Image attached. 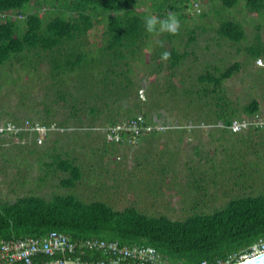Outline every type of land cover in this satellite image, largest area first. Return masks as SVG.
Wrapping results in <instances>:
<instances>
[{"label":"rangeland","instance_id":"374dc122","mask_svg":"<svg viewBox=\"0 0 264 264\" xmlns=\"http://www.w3.org/2000/svg\"><path fill=\"white\" fill-rule=\"evenodd\" d=\"M175 1L182 6L181 0ZM157 2L140 0L138 9L151 12ZM209 2L195 0L186 10V18L171 13L179 21L181 35L174 43L166 40L165 49L171 50L173 46L186 49L191 30H195L197 38L188 48L193 52L176 69L174 77H170L172 71L167 59H162L163 67L157 73L154 71L156 63L151 55L159 47L158 39L166 34V31H159V24L148 47L140 52L148 61L146 67L141 60H131L134 69L130 73L132 91L123 102L124 109L118 108L119 118L125 120L128 108L136 109L137 103L145 101L151 122L174 126L153 135L147 143H110L102 130L94 129L109 123L106 114L96 119L90 113V108L97 107L98 102L88 99L83 103L85 96L82 94L87 90L79 87L74 74L64 76L66 82L57 83L60 79L52 78L51 65L46 58L34 68L28 66L29 69L18 61L0 65V125L14 121L23 124L30 120L46 121L56 128L49 131L43 144L37 143L35 134L27 136L22 148L34 151L22 156L26 157V162L19 157L20 164L10 168L5 161H0V203H12L26 194L51 198L54 192L73 193L85 202L103 200L115 209L134 205L148 215L165 214L171 219H184L196 211L212 213L224 207L232 197L264 192V129L238 133L222 127L205 129L202 124L220 122L213 120L214 103L209 111L210 101L205 109L206 98L190 102L194 96L185 92L192 89L197 74L205 67L213 71V65L229 66L240 61L243 63L241 70L224 82L228 108L241 110L253 98L263 102L264 82L257 71V59L246 62L244 48L253 41L258 28L264 39V11L250 12L243 0L229 9L222 7L220 0H215L214 4ZM224 18L243 22L247 40L235 44L218 39L217 28ZM102 22H97L84 39L88 49L95 50L103 44L105 24ZM262 59L263 63L258 66L263 67L264 57ZM169 85L177 88L167 90ZM58 89L68 91L66 99L59 98ZM101 104L98 103V107L101 108ZM77 110L80 112L76 116ZM261 112L264 114V109ZM136 114L143 113L138 110ZM244 117L250 118L243 113L236 118ZM188 119L191 121H186ZM222 129L225 133L220 135ZM187 132H195L193 140H185L182 135ZM153 142L158 144L156 148L149 145ZM59 153L63 157L68 154L74 157L82 167L83 178L74 189L60 185V180L67 176L65 172L46 166ZM18 170L19 175L11 173ZM15 175L18 180L12 177Z\"/></svg>","mask_w":264,"mask_h":264},{"label":"trees","instance_id":"16d2710c","mask_svg":"<svg viewBox=\"0 0 264 264\" xmlns=\"http://www.w3.org/2000/svg\"><path fill=\"white\" fill-rule=\"evenodd\" d=\"M181 1L182 6L175 0H158L150 12L138 9L140 0H0V10L9 14L6 19L0 18V65H12L18 61L29 69L28 66L34 68L46 58L51 65L52 78L60 79L57 83L66 82L64 76L74 74L79 87L87 90L82 94L85 96L83 103L88 99L102 103L101 108L98 103L97 107L90 108L96 119L106 114L108 125L116 124L140 115L136 114L139 110L151 122L145 101L137 103V110L126 108L125 120L120 119L117 112L124 109L123 102L132 91L130 73L134 69L131 60H141L145 67L148 64L140 52L148 47L156 29L147 32L145 18L154 16L165 20L175 12L186 18V10L195 0ZM240 1L220 0L226 9L237 7ZM244 1L250 12L264 11V0ZM101 21L105 24L103 44L95 50L88 49L84 39ZM245 29L243 22L224 18L217 28V38L241 43L247 40ZM260 30L258 28L253 41L244 48L246 62L264 56ZM180 35L179 28L175 34L166 32L158 39L159 47L151 55L156 63L155 73L167 59L172 71L170 77H174L176 69L193 52L188 48L197 40L195 30H191L186 49L164 48L166 40L173 42ZM242 65L240 61L229 66L213 65V71L205 67L197 74L192 89L185 91L194 96L190 102H201L206 98L204 108L210 101L209 111L214 103L213 120L225 124H230L240 113L245 116L262 113L258 98L249 100L241 110L228 108L224 82L240 71ZM261 79L264 81L263 75ZM173 88L177 86L169 85L167 90ZM67 92L57 90L61 99H66ZM79 112L77 110L75 115ZM13 115L10 116L13 118ZM78 119L81 121L80 117ZM41 124L50 125L46 121ZM27 136L20 133L15 137L26 139ZM46 166L56 167L67 174L60 180V185L67 189L76 188L83 178L81 165L69 154L68 157L57 154ZM52 230L62 232L74 241L99 238L129 245H151L169 264H201L204 261L208 264H234L249 254L251 247L264 236V192L232 197L224 207L212 213L196 211L184 219H171L165 214L148 215L134 205L115 209L103 200L85 202L73 193L54 192L51 198L26 194L12 203H0V241L9 237H39ZM101 257L100 253L93 252L92 256L88 252L84 259Z\"/></svg>","mask_w":264,"mask_h":264},{"label":"built area","instance_id":"2783aa9c","mask_svg":"<svg viewBox=\"0 0 264 264\" xmlns=\"http://www.w3.org/2000/svg\"><path fill=\"white\" fill-rule=\"evenodd\" d=\"M8 13L0 11V18H7ZM15 17V15H14ZM5 18V19H6ZM263 59L257 58L261 65ZM264 66V65H263ZM250 118H234L230 124L220 121L216 124H202L203 127H222L234 133L248 129H263L264 114L257 113ZM193 125H190L192 127ZM172 125L159 122H150L143 115H138L129 121L110 124L104 127H93L102 130L110 143L117 145H136L143 136L165 132ZM181 127V126H177ZM56 129L54 124L46 126L39 122L26 120L23 124L6 122L0 125V136H17L35 134L38 144H43L49 131ZM58 129V128H57ZM63 130V129H61ZM90 252L100 253L102 257L97 260L84 259ZM264 252V236L251 247L249 254L244 258ZM43 257L47 259L44 260ZM0 264H169L162 254L153 246L145 244H122L118 240H105L88 238L74 241L68 235L52 230L45 235L35 237H9L0 241ZM201 264H208L204 261Z\"/></svg>","mask_w":264,"mask_h":264},{"label":"crops","instance_id":"0c3cea01","mask_svg":"<svg viewBox=\"0 0 264 264\" xmlns=\"http://www.w3.org/2000/svg\"><path fill=\"white\" fill-rule=\"evenodd\" d=\"M209 4H214V1H210ZM244 6H245V3H244ZM263 41H264V39H263ZM263 57L264 56H262L261 58H263ZM257 67H258V70L257 71L260 72V74L262 76L263 73H264V67H261V66H258V65H257ZM261 81L264 82L262 79H261ZM263 93H264V84H263ZM260 102H261L262 111H263V109H264V100H263V102L260 100ZM119 117H120V115H119ZM186 121H191V119H188ZM226 131H228V130H226ZM247 131H251V129H248ZM189 133H191V132H187L186 135H182V134L181 135L185 138V140L191 141V140H193V136L192 135L195 132L192 133V134H189ZM224 133H225V130H223V129H222V131L220 130V132H219L220 135L221 134H224ZM153 135H156V134L146 135L145 137H143L141 139V142L140 143L141 144L143 142L147 143L150 140L149 138H151ZM171 135H176V134H171ZM162 137H160L159 139H161ZM145 139H148V140L145 141ZM152 139H154V138H152ZM26 140L27 139H25V138L15 137V136H12V135L1 136L0 137V161L1 160L5 161V163H7V164L10 165V168L13 167V166H15V165H17V163L19 165L20 164V161L18 160V158L20 157V159H21L22 156H24L26 154V152L27 153L29 152V150L28 151H26V150L23 151L24 148H22V145H21V144H23L24 141L26 142ZM149 145L151 147L153 146L154 148H156L158 146V144H156L154 142L152 144H149ZM31 150L32 149H30V151ZM155 150L156 149H154L153 151H155ZM25 158L26 157H23L21 159V161L22 162H26ZM18 171H20V170H18ZM11 173L17 174V173H14V172H11ZM12 177H16V179L18 180V178H17L16 175L15 176H12ZM11 182L13 183V185L15 184V182H14L13 179H11ZM20 182H21V180H20Z\"/></svg>","mask_w":264,"mask_h":264},{"label":"clouds","instance_id":"9594fccd","mask_svg":"<svg viewBox=\"0 0 264 264\" xmlns=\"http://www.w3.org/2000/svg\"><path fill=\"white\" fill-rule=\"evenodd\" d=\"M157 24H159V31H166L172 34H175L180 26L179 21L176 20L171 14H169L168 19L165 20H158V18L154 16L146 17L144 20L145 30L149 33L156 29ZM165 55L167 54L165 53Z\"/></svg>","mask_w":264,"mask_h":264},{"label":"water","instance_id":"95a60500","mask_svg":"<svg viewBox=\"0 0 264 264\" xmlns=\"http://www.w3.org/2000/svg\"><path fill=\"white\" fill-rule=\"evenodd\" d=\"M234 264H264V252L254 256L243 258Z\"/></svg>","mask_w":264,"mask_h":264}]
</instances>
